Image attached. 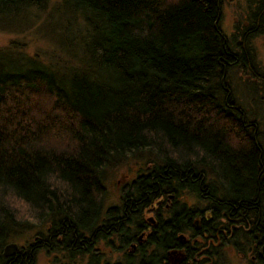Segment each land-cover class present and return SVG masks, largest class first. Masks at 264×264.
<instances>
[{
  "label": "trees",
  "instance_id": "16d2710c",
  "mask_svg": "<svg viewBox=\"0 0 264 264\" xmlns=\"http://www.w3.org/2000/svg\"><path fill=\"white\" fill-rule=\"evenodd\" d=\"M250 1L228 37L224 0H57L59 45L72 63L0 49V264L12 259L4 257L10 239L70 241L119 220L118 209L136 224L158 199H201L208 190L226 215L238 204L249 209L264 190V132L234 96L229 71L264 77ZM49 3L0 0V28ZM143 152L150 157L118 209L107 208V167ZM171 207L179 213L184 204Z\"/></svg>",
  "mask_w": 264,
  "mask_h": 264
},
{
  "label": "flooded vegetation",
  "instance_id": "af4514ba",
  "mask_svg": "<svg viewBox=\"0 0 264 264\" xmlns=\"http://www.w3.org/2000/svg\"><path fill=\"white\" fill-rule=\"evenodd\" d=\"M257 1H250L251 28L258 33L254 39L264 34V5L258 7ZM258 67L264 69L260 63ZM252 75L264 85L259 72ZM125 187L119 190V201ZM205 194L201 199L188 194L185 200L178 197L169 203L158 199L152 211L145 212L136 224L123 220L125 214L118 204L108 205L118 209L119 220L114 216L70 241L60 237L54 241L47 237L26 239L23 246L15 243L9 254L4 247V257H12L9 264H14L15 253L23 249L30 258L21 264H36L39 253L46 255L48 264H264V190H257V199L251 201L249 209L238 204L228 215L222 203L210 205L208 190ZM173 198L169 195L167 200ZM179 203L184 204L183 212L176 213L171 206Z\"/></svg>",
  "mask_w": 264,
  "mask_h": 264
},
{
  "label": "rangeland",
  "instance_id": "374dc122",
  "mask_svg": "<svg viewBox=\"0 0 264 264\" xmlns=\"http://www.w3.org/2000/svg\"><path fill=\"white\" fill-rule=\"evenodd\" d=\"M57 0H50L47 9L43 12L37 11L28 14L25 21L15 23L14 26L0 28V49L9 47L11 50L21 51L29 56H35L45 63L54 67H61V62L68 57L72 63L71 55L63 51L59 45V38L64 35L61 26L65 24V17L59 16L55 5ZM247 13L246 0H224L222 7L221 28L223 32L231 37L236 31V25L245 23ZM74 21H72L73 24ZM75 29L73 26L70 34ZM60 35V36H59ZM253 47L260 65H264V34L253 41ZM261 70V72H263ZM230 85L234 96L242 105L259 118L262 132H264V85L261 79L253 80L249 73L232 68L229 71ZM264 142V135L261 139ZM150 157L147 153H138L137 156L127 158L106 169L104 184L106 187L105 206L118 204L119 190L123 185L130 182L136 172L142 167L143 162ZM193 203L196 204L195 201ZM205 205V203H202ZM33 234L10 239V243L23 246L26 239L31 240ZM24 240V241H23ZM36 264H48L46 255L39 253Z\"/></svg>",
  "mask_w": 264,
  "mask_h": 264
},
{
  "label": "water",
  "instance_id": "95a60500",
  "mask_svg": "<svg viewBox=\"0 0 264 264\" xmlns=\"http://www.w3.org/2000/svg\"><path fill=\"white\" fill-rule=\"evenodd\" d=\"M16 248V244L15 243H8L6 246H5V253L6 254H9L12 252V250Z\"/></svg>",
  "mask_w": 264,
  "mask_h": 264
},
{
  "label": "bare ground",
  "instance_id": "6f19581e",
  "mask_svg": "<svg viewBox=\"0 0 264 264\" xmlns=\"http://www.w3.org/2000/svg\"><path fill=\"white\" fill-rule=\"evenodd\" d=\"M115 164H117V163H115ZM115 164H111L109 167H111V166H113V165H115ZM109 167H107V169L109 168ZM32 239H33V237H32ZM45 247V246H44ZM38 249H41V248H39V247H37ZM50 248V247H49ZM20 258L21 259H23V260H29V258L30 257H26V255H25V253H22V254H20ZM31 258H33V257H31Z\"/></svg>",
  "mask_w": 264,
  "mask_h": 264
}]
</instances>
